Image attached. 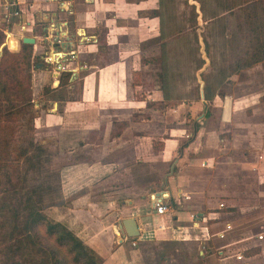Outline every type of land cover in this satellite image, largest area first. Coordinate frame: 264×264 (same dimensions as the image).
I'll use <instances>...</instances> for the list:
<instances>
[{"label": "crops", "instance_id": "1", "mask_svg": "<svg viewBox=\"0 0 264 264\" xmlns=\"http://www.w3.org/2000/svg\"><path fill=\"white\" fill-rule=\"evenodd\" d=\"M17 1L20 17L5 25L17 46L22 37H31L35 44L32 59L37 57L41 61L43 51L51 46L64 54L74 52V58L66 56L64 60L70 69L65 72L69 77L66 85L71 90L74 80L79 83L77 98L64 101L51 98L48 108L37 111L33 119L36 143L52 145L59 154L65 152L80 158L77 161L72 158L71 162L60 166L62 199L47 207V216L91 248L101 258V264H146L142 243L157 240L192 244L203 264H264V215L256 232L263 233L259 240L256 234L237 232L235 212H240V208L235 207L237 210L233 211V204L226 206L219 201L205 209L184 208L189 195L182 188L185 177L179 174L170 175L163 188L170 195L172 210L156 215L148 193L145 198L131 169L135 163L147 166L154 161H170L183 138L189 139L186 148H182V157L186 149L196 153L208 145L227 143L226 135L222 134L228 131L231 115L253 117L264 109V57L244 69V72L257 70L256 91L234 96L224 90L223 95L215 93L208 98L199 94L198 99L176 106V110L182 106L190 112V118L198 124L193 130L186 133L182 123V129L162 126L164 129L159 128L155 135L150 127L155 110L153 115L148 114L145 101H160L162 94L158 86L142 91L146 85L147 60L159 42V25L154 17H148L153 0ZM16 21L31 31L21 33ZM47 33L58 34L63 39L53 45L47 40L40 41ZM79 34L86 40L79 42ZM61 75L63 73L58 77V85L50 87L52 91L58 88ZM226 78L234 82L230 88H225L227 90L246 82L232 76ZM134 113L149 116L130 120ZM111 118L126 121L127 125L119 133L111 134ZM100 126L101 136L97 141L88 133ZM260 130L264 131V126ZM176 131L184 134L174 133ZM263 134L260 141L264 144ZM152 141H160L161 149L154 152ZM259 157L264 159V150ZM212 159L208 156L197 160L208 165ZM145 203L149 210L143 213L141 206ZM219 203H223L222 209L217 208ZM194 214L203 217L200 224L206 227L207 237L203 230L191 228L189 220ZM125 218L134 219L136 237H127L123 231L121 221ZM226 224L231 227L225 231ZM219 231H224L223 239L217 238ZM250 251L254 252L250 254ZM237 252L242 253L239 260L234 257Z\"/></svg>", "mask_w": 264, "mask_h": 264}, {"label": "rangeland", "instance_id": "2", "mask_svg": "<svg viewBox=\"0 0 264 264\" xmlns=\"http://www.w3.org/2000/svg\"><path fill=\"white\" fill-rule=\"evenodd\" d=\"M152 3L148 17H154V22L159 25V42L147 60L146 85L142 87V91L147 92L158 86L162 94V102L155 109H147L148 114L155 110L154 119L150 121L152 133L157 135L159 128L164 129L162 126L182 129V123L186 133L193 130L198 124L190 118V112L182 106L176 110V106L198 99L199 94L208 98L215 93L223 95L225 91L236 96L257 90V70L244 72L250 66L245 67L243 61L250 55L261 56L264 52V0H153ZM5 25L0 11V29ZM10 38L13 39L8 37V40ZM7 50L16 52L18 49ZM33 62L28 97L34 117L37 111L48 108L51 98L64 101L78 97L77 80L69 90L66 85L69 77L63 73L58 88L52 91L50 65L37 57ZM230 76L246 82L227 90L225 88L234 83L226 78ZM1 119L0 133L7 144L1 143L0 158L5 154L11 158L23 137L24 124L15 119ZM229 121L228 131L222 134L226 135L227 143L208 145L196 153L186 149V155L182 157V148L189 139L183 138L170 161H154L147 166L135 163L131 169L145 198L153 189L163 190L170 175H183L182 188L189 195L184 208L205 209L219 201L226 206L233 204V211L237 210L235 207L240 208V212H235L238 215V219L235 218L239 226L237 232L252 236L258 231L264 215V159L259 157L264 150L260 141L264 133L260 130L264 126V109L253 117L231 115ZM174 133L184 134L183 131ZM34 143L41 149L34 148L18 160L17 179L13 177L10 191L0 194V264H42L44 255L37 247L28 246L21 252L12 247V252L8 249L11 239L18 234L13 210L21 209L19 199L32 195L34 203L46 216L47 207L62 199L59 168L71 162L73 157L65 152L59 154L52 145ZM208 156L213 157L208 165L197 160ZM141 209L143 213L148 211L147 203ZM142 248L146 264H192L198 258L192 244L175 240L145 241Z\"/></svg>", "mask_w": 264, "mask_h": 264}, {"label": "trees", "instance_id": "3", "mask_svg": "<svg viewBox=\"0 0 264 264\" xmlns=\"http://www.w3.org/2000/svg\"><path fill=\"white\" fill-rule=\"evenodd\" d=\"M3 39V32L0 29V44ZM11 49H16V43L13 39L8 40ZM261 56L248 57L244 66H250L263 59ZM34 62L32 59V45L19 43L16 52H10L5 46L0 48V121L4 119H15L24 124V134L20 137V144L14 148L13 156L9 154L0 158V194L6 193L11 189L13 177L17 179L19 175L18 160L26 157L34 148L41 149L33 141L34 125L32 102L28 97V88L30 83V69ZM67 76V74H66ZM205 98V97H204ZM162 101H145L146 108H153ZM140 116L147 117V114L131 115L130 120L139 119ZM113 126L111 134L119 133L127 122L111 118ZM101 126L98 130L88 133L98 141ZM0 133L1 143L7 144V141ZM152 150L158 151L162 147L160 141H152ZM79 157L73 160H79ZM16 162L15 165H12ZM15 166V167H14ZM21 209L13 210L14 221L18 234L12 238L9 245V251L21 252L24 248L30 246L37 247L42 252V264H101V258L88 246H86L78 237L61 223L51 219L41 212L32 199V195H26L19 199ZM20 218V219H19ZM254 251H250L251 254ZM192 264H203L202 258H198Z\"/></svg>", "mask_w": 264, "mask_h": 264}, {"label": "built area", "instance_id": "4", "mask_svg": "<svg viewBox=\"0 0 264 264\" xmlns=\"http://www.w3.org/2000/svg\"><path fill=\"white\" fill-rule=\"evenodd\" d=\"M0 11H1V16L3 20L5 21L6 24L18 19L20 17V10L18 8V1L17 0H0ZM18 29L21 33H25L27 31H31L28 27H26L25 24L16 21ZM65 25L66 22L64 21ZM63 24V23H62ZM2 32L5 35V38L3 39L4 41L2 42V45L5 46L8 49V37H11L9 35V32L7 30V27L4 26L3 29H1ZM27 36V35H26ZM79 42L85 41L86 37L83 34L77 35ZM63 39V36H58V34H53V33H47L44 36L40 37V41L47 40L50 45H53L54 43H60L61 39ZM32 48H35V44H32ZM43 56V61L47 64L50 65L51 68V81L49 83L50 87H56L58 85V77L61 73L68 72L70 69L67 68V65L64 63V60L66 56H68L70 59L74 58V52H69V53H63L54 46L49 47L48 49L44 50L42 53ZM148 201L150 203L151 208L154 211V214L162 216L165 213L169 212L172 210V205L169 203L170 195L166 189L161 190V191H150L147 195ZM218 209L223 208V203L218 204ZM203 220V217H201L198 214H194L190 216V226L193 230L196 229H201L204 231V236H208L207 229L204 225L200 224V221ZM206 220H204V223ZM231 227L230 224H226L224 229L225 231L228 230ZM159 228H163L162 225L159 226ZM263 228L262 226L260 227V231L262 232ZM263 233H258L255 235L256 239L261 240L263 238ZM216 236L218 239H223L225 237L224 231H219L216 233ZM134 245V242H132ZM234 257L236 259H241L242 258V253L237 252L234 254Z\"/></svg>", "mask_w": 264, "mask_h": 264}, {"label": "water", "instance_id": "5", "mask_svg": "<svg viewBox=\"0 0 264 264\" xmlns=\"http://www.w3.org/2000/svg\"><path fill=\"white\" fill-rule=\"evenodd\" d=\"M14 41L16 43V49H18V46H17L18 43L16 40H14ZM20 42L27 43V44L31 45L33 43V39L31 37H22L20 39ZM1 46H3V45L1 44ZM8 48L11 49L9 42H8ZM121 226H122V229L125 232L127 237H136L137 236L138 232H137L135 221L133 218L122 219Z\"/></svg>", "mask_w": 264, "mask_h": 264}]
</instances>
